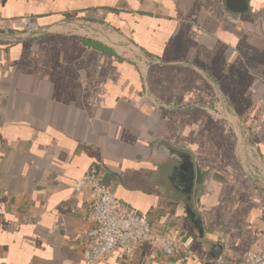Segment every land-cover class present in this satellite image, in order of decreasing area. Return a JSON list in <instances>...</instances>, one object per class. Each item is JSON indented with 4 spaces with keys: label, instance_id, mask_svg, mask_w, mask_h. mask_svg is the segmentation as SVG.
Here are the masks:
<instances>
[{
    "label": "crops",
    "instance_id": "crops-1",
    "mask_svg": "<svg viewBox=\"0 0 264 264\" xmlns=\"http://www.w3.org/2000/svg\"><path fill=\"white\" fill-rule=\"evenodd\" d=\"M0 0V34L35 18L51 32L0 38V264H87L93 168L124 210L194 236L196 257L145 244L98 264H227L264 244V0ZM61 21L110 27L109 38ZM134 45L142 60L125 56ZM143 57L148 58L147 62ZM222 100L232 124L213 108ZM195 164L194 208L170 179ZM213 243L223 245L219 259Z\"/></svg>",
    "mask_w": 264,
    "mask_h": 264
},
{
    "label": "built area",
    "instance_id": "built-area-1",
    "mask_svg": "<svg viewBox=\"0 0 264 264\" xmlns=\"http://www.w3.org/2000/svg\"><path fill=\"white\" fill-rule=\"evenodd\" d=\"M60 23L58 26L70 33L83 31L85 36L95 39L109 38L110 27L106 24L89 21H61ZM16 26L19 31L1 33L0 38L13 42L21 38L36 37L51 32L52 29L50 26H41L33 17L18 19ZM123 46L127 58L135 62L142 60V56L135 52L132 43L125 42ZM143 58L147 62L148 58ZM213 110L230 124L233 123L231 113L222 100L217 101ZM81 183L91 189L93 197L90 218L95 225L86 232L83 248V257L87 264H98L100 261L107 260L117 250H122L129 258H133L137 250L145 244L180 260L197 256L193 248L194 236H183L168 228L157 229L146 216L124 210L118 197L105 184L102 169H91L83 176ZM227 264H264V244L257 249L245 252L239 263L228 262Z\"/></svg>",
    "mask_w": 264,
    "mask_h": 264
},
{
    "label": "water",
    "instance_id": "water-1",
    "mask_svg": "<svg viewBox=\"0 0 264 264\" xmlns=\"http://www.w3.org/2000/svg\"><path fill=\"white\" fill-rule=\"evenodd\" d=\"M229 8L235 12H246L249 10L248 0H226ZM168 156L172 158L176 165L173 168L171 180L174 182L177 192L185 196V210L192 224L195 226L196 233L201 239H204L203 225L201 218L197 214L193 203V191L195 184V164L191 155L187 152L168 149ZM223 252V245L213 243L211 246V255L219 259Z\"/></svg>",
    "mask_w": 264,
    "mask_h": 264
}]
</instances>
